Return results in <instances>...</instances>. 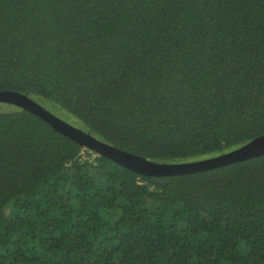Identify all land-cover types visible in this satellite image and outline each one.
<instances>
[{"label":"trees","instance_id":"1","mask_svg":"<svg viewBox=\"0 0 264 264\" xmlns=\"http://www.w3.org/2000/svg\"><path fill=\"white\" fill-rule=\"evenodd\" d=\"M0 90L160 162L264 134V0H0ZM0 264H264V154L143 176L0 102Z\"/></svg>","mask_w":264,"mask_h":264},{"label":"water","instance_id":"2","mask_svg":"<svg viewBox=\"0 0 264 264\" xmlns=\"http://www.w3.org/2000/svg\"><path fill=\"white\" fill-rule=\"evenodd\" d=\"M0 102L26 109L47 122L56 131L64 134L84 148L93 150L113 162L143 176H170L187 174L231 163L244 161L264 154V134L222 153L209 157L179 162H160L117 148L55 115L27 94L14 90H0Z\"/></svg>","mask_w":264,"mask_h":264},{"label":"rangeland","instance_id":"3","mask_svg":"<svg viewBox=\"0 0 264 264\" xmlns=\"http://www.w3.org/2000/svg\"><path fill=\"white\" fill-rule=\"evenodd\" d=\"M50 111L53 112L58 117L62 118L63 120H65V121H67L73 125H77L76 120L71 115L66 113L65 111H63L61 109H56V108H50Z\"/></svg>","mask_w":264,"mask_h":264}]
</instances>
